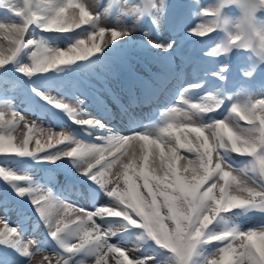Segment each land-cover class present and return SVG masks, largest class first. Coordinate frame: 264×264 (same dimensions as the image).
Masks as SVG:
<instances>
[{
	"label": "snow or ice",
	"instance_id": "obj_1",
	"mask_svg": "<svg viewBox=\"0 0 264 264\" xmlns=\"http://www.w3.org/2000/svg\"><path fill=\"white\" fill-rule=\"evenodd\" d=\"M213 3L191 13L206 18L193 27L194 5L171 0L118 14V0L103 11L86 0H0V264H264V223L236 222L264 216V91H252L264 63L225 42ZM215 31L201 55L186 47ZM167 85L158 121L136 131L132 109ZM63 118L92 141L40 123ZM125 120L130 134L117 127ZM30 165L48 168L47 182ZM32 216L46 242L26 236Z\"/></svg>",
	"mask_w": 264,
	"mask_h": 264
},
{
	"label": "rangeland",
	"instance_id": "obj_2",
	"mask_svg": "<svg viewBox=\"0 0 264 264\" xmlns=\"http://www.w3.org/2000/svg\"><path fill=\"white\" fill-rule=\"evenodd\" d=\"M139 0H118V5L119 7L116 8V12L117 14L119 13V11L121 9H123L124 11H128L130 9L131 6L135 5L136 3H138ZM172 3H190L192 5H194V8L191 10H185V16H186V25L188 26H195L201 22H203L204 18L203 17H197L193 13L196 10H202L203 8L199 5L201 3V5H209L211 3L214 2V0H171ZM200 2V3H199ZM86 3L89 4L92 9L94 11H103L104 7H107L110 3H112V0H86ZM230 14H237V10L235 9V7H231L227 10ZM258 15H260L261 17H264V12L258 13ZM199 18V19H198ZM109 21L115 25L116 22V17L115 16H111L108 18ZM206 19V18H205ZM80 31V30H78ZM221 33L219 31H215L213 33L208 34L205 37H196V36H191L189 38V40L187 41L186 47L195 55L199 56L201 55L203 52H206L208 50H210L211 47H214L215 44L217 42H219V39L221 38ZM138 40L141 38V36L138 34L136 37ZM65 46V45H64ZM247 57V53L241 51L239 53V55L237 56L236 54H234L230 60L231 63H233L234 65L236 63H242ZM223 59V57L221 58ZM238 79V77L236 78ZM174 86L173 85H167V86H161L160 91L157 94L156 99L148 105H138L136 106L134 109H132V111L134 112L135 116L137 117V119L140 121V125L141 124H154L158 121V117H159V112L162 111V109L166 106H168L169 100H170V92L173 90ZM238 89L236 87H234L232 85V83L230 82L228 88L225 91V94H235V92ZM252 91L254 93H256L257 95L261 92L264 91V80H262V78L257 77L256 80L253 82L252 85ZM53 95H57V92L54 91ZM69 102L75 104L76 101L74 99H71V97H69ZM228 102L226 101V104ZM28 106L24 107V108H20V110L22 111V114H24L27 118L29 119H34L35 117L32 116L31 112H29L27 110ZM159 110V111H158ZM158 111V112H157ZM146 112V113H145ZM155 116H152V113H155ZM226 109L225 108H221L218 113L216 114V117L222 118L223 114H225ZM40 123H42V125L44 127H51L53 128V130L59 132L61 130V128L63 127L65 130L67 131H74L76 132L81 138L87 140V141H92L93 138L91 137H86L84 136L80 130L79 127L74 125L70 120H68L67 118H63L59 123H54L51 120L45 119L43 121H40ZM117 127L123 132V133H131L133 131V128H128L127 131L125 132L124 129L126 127H128V123L127 121H123L117 124ZM136 130V128H135ZM182 155H188L187 153L182 152ZM247 159V157H241V156H237L236 154H234V160L237 162V164H241L243 161H245ZM39 168V167H38ZM29 174L33 175V178L36 179L38 182H42L45 183V178H46V173L41 174L40 172H35L32 169V165H30L29 168ZM71 199H75V197H70ZM79 203L85 207L88 211H92L94 210V207L91 203H84L83 201H79ZM98 205H103L106 203L105 198L101 197L100 200L97 202ZM5 215V213H3L2 211H0V216ZM7 218L9 220V222L11 223L12 226H16L17 225V220H15L14 218H12L10 216V214H7ZM237 223H240L244 228H249V227H253V226H258L261 223H264V216H261L260 214H256L253 215L251 217L248 218H237L236 220ZM32 223H35V221L32 219L29 224H28V228L29 230L26 232V236L28 238H33L36 239L38 241H43L46 242L48 240V238H46V232H45V228L43 227V225H39V227L36 230H32ZM113 243H119L118 240H116L115 238L112 241ZM127 247L132 248L134 247V243L129 242L127 245ZM46 248H47V254H51V247L48 246L46 244ZM40 259V256H37V260Z\"/></svg>",
	"mask_w": 264,
	"mask_h": 264
},
{
	"label": "clouds",
	"instance_id": "obj_3",
	"mask_svg": "<svg viewBox=\"0 0 264 264\" xmlns=\"http://www.w3.org/2000/svg\"><path fill=\"white\" fill-rule=\"evenodd\" d=\"M235 7L237 14L227 10ZM213 27L230 46L242 49L259 63H264V0H214ZM234 42V43H233Z\"/></svg>",
	"mask_w": 264,
	"mask_h": 264
},
{
	"label": "trees",
	"instance_id": "obj_4",
	"mask_svg": "<svg viewBox=\"0 0 264 264\" xmlns=\"http://www.w3.org/2000/svg\"><path fill=\"white\" fill-rule=\"evenodd\" d=\"M86 27V26H85ZM79 30V29H78ZM77 30V31H78ZM47 35V34H46ZM58 44L61 46V47H64V45H65V43H64V41H58ZM52 94H54V92H52ZM16 103H17V107L20 109V108H23V107H26L27 106V104L23 101V98H21V99H18L17 101H16ZM0 159H3V157L2 156H0ZM39 167V168H38ZM45 166H42V165H32V169L35 171V172H44V173H46L47 175H46V182H47V177H48V175H49V169L48 168H44ZM30 211V210H29ZM10 214V216L12 217V218H14L15 220H17V217H16V215H15V213H9ZM34 218L36 219V217L34 216Z\"/></svg>",
	"mask_w": 264,
	"mask_h": 264
},
{
	"label": "bare ground",
	"instance_id": "obj_5",
	"mask_svg": "<svg viewBox=\"0 0 264 264\" xmlns=\"http://www.w3.org/2000/svg\"><path fill=\"white\" fill-rule=\"evenodd\" d=\"M199 3H200V2H199ZM199 5H200L202 8H206V7H208L210 4H209V5H203V4L201 5V3H200ZM198 19H199V18H198ZM204 19H205V18H204ZM158 111H159V110H158ZM158 111H157V112H158ZM157 112L152 113L151 115H152V116H155V114H156ZM145 113H146V112H145ZM159 113H160V112H159ZM158 119H159V117H158ZM151 125H152V124H149V123H147V124H146V123H145V124L143 123V124L140 125V127H137V128H136V131H140V130H142L143 127H145V126H151ZM128 128H131V127H129V126L126 127V128L124 129V131L126 132ZM79 130H80V129H79ZM124 134H130V133H124ZM182 163H183V161H182Z\"/></svg>",
	"mask_w": 264,
	"mask_h": 264
}]
</instances>
